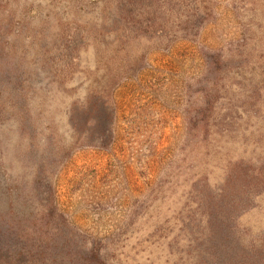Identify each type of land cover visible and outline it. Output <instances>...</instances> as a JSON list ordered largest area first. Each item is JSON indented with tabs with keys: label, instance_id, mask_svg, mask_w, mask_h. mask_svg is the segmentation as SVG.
Instances as JSON below:
<instances>
[{
	"label": "rangeland",
	"instance_id": "374dc122",
	"mask_svg": "<svg viewBox=\"0 0 264 264\" xmlns=\"http://www.w3.org/2000/svg\"><path fill=\"white\" fill-rule=\"evenodd\" d=\"M117 1L0 0V184L44 264H245L264 188L224 178L264 162V0Z\"/></svg>",
	"mask_w": 264,
	"mask_h": 264
},
{
	"label": "trees",
	"instance_id": "16d2710c",
	"mask_svg": "<svg viewBox=\"0 0 264 264\" xmlns=\"http://www.w3.org/2000/svg\"><path fill=\"white\" fill-rule=\"evenodd\" d=\"M129 2V0H118L116 3L119 16H123L124 20L128 19L130 13H126L122 9ZM10 16L11 14L7 18L8 22L11 19ZM129 18L133 19L131 15H129ZM4 20L1 19L0 22ZM4 77L5 72L0 70V83ZM2 108L0 107V117ZM250 165H253L250 160L240 157L230 165V169L224 178L226 184L233 182L237 186V190L245 198L248 197V193L251 195L253 192L264 188V162L259 163V170L250 171ZM9 184V182H5V185L0 184V192L4 193L7 190L6 196L2 197L3 199L0 201V264H42L47 260V255L44 247L36 244L35 235L33 236V234L36 230V232H40V229L44 228L46 223L43 220L40 222L33 221L32 213L28 212V210L20 211L17 209L16 197L13 193L17 191L13 185L9 188ZM223 199H220L217 206L210 211L218 225L227 224L233 210L231 206L222 201ZM36 225L37 227L34 228ZM13 237L15 240L23 237L29 238V240L32 239V246L41 248L36 251L25 247L15 248L12 245ZM82 259L80 264H107L104 259H100L94 252H90V256L89 254L83 256ZM244 262H246L245 264H264V243L255 246L251 245L250 260Z\"/></svg>",
	"mask_w": 264,
	"mask_h": 264
}]
</instances>
